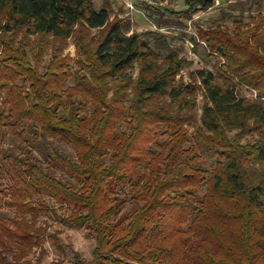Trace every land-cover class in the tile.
<instances>
[{"label":"trees","instance_id":"16d2710c","mask_svg":"<svg viewBox=\"0 0 264 264\" xmlns=\"http://www.w3.org/2000/svg\"><path fill=\"white\" fill-rule=\"evenodd\" d=\"M214 4L185 0L171 14ZM254 4L246 29L198 30L223 62L187 82L167 23L130 33L93 0H0V198L15 210L0 220V264H43L47 214L95 241L75 264H264V10Z\"/></svg>","mask_w":264,"mask_h":264},{"label":"rangeland","instance_id":"374dc122","mask_svg":"<svg viewBox=\"0 0 264 264\" xmlns=\"http://www.w3.org/2000/svg\"><path fill=\"white\" fill-rule=\"evenodd\" d=\"M254 1L215 0L213 7L197 12L190 19L183 18L181 20L173 16L171 11L184 10L186 8L185 0H93V3L96 9L107 5L111 13V19L119 18L129 22L131 24L130 33L146 34L158 30V22L167 23L169 26L160 30L166 35L169 46L177 49L179 55L190 62L180 74L185 81L189 82L188 72L191 70L207 68L217 73L216 66L219 65L220 61L223 62L219 55L215 53L214 55H209L207 45L198 35V30H207L220 23L223 24L225 30L233 32L238 28V24L235 23L236 20H241L243 29H246L247 25L251 26V15L255 16L257 14V5L254 4ZM256 1L262 4L264 10V0ZM130 4L134 6L133 9ZM147 9L150 10V14L152 11L155 12V15L153 17L148 15ZM93 32L96 36L99 35L98 31L95 30ZM149 38L152 39L153 37L149 35ZM158 51L161 58L167 53L164 49H158ZM64 53L72 57L76 56L77 47L72 40L69 41ZM49 59L50 52H47L44 64ZM136 72L134 73L135 75ZM68 85H73V80L66 84V86ZM241 92L246 97L252 98L256 96L254 91L245 87L241 88ZM200 94L197 98L199 114L203 104V98ZM204 159L207 161V167L211 168L214 161L206 154ZM7 202V198H0V220H8L15 215V210L9 207ZM61 213L62 211L58 210V216ZM39 225H44L48 228L44 244L46 254L42 260L43 264H75L74 256L77 252L86 259L93 257L95 241L88 238L86 230L67 226L54 214L42 216ZM51 234L58 236L61 249L49 237ZM38 252L39 249H35L30 258L35 259Z\"/></svg>","mask_w":264,"mask_h":264},{"label":"built area","instance_id":"2783aa9c","mask_svg":"<svg viewBox=\"0 0 264 264\" xmlns=\"http://www.w3.org/2000/svg\"><path fill=\"white\" fill-rule=\"evenodd\" d=\"M130 7H131L132 9L134 8V6H133V5H131V4H130Z\"/></svg>","mask_w":264,"mask_h":264}]
</instances>
